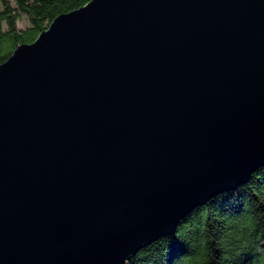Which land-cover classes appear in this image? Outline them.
Returning <instances> with one entry per match:
<instances>
[{"label":"water","instance_id":"water-1","mask_svg":"<svg viewBox=\"0 0 264 264\" xmlns=\"http://www.w3.org/2000/svg\"><path fill=\"white\" fill-rule=\"evenodd\" d=\"M264 168V0H92L0 66V264H128Z\"/></svg>","mask_w":264,"mask_h":264},{"label":"trees","instance_id":"trees-1","mask_svg":"<svg viewBox=\"0 0 264 264\" xmlns=\"http://www.w3.org/2000/svg\"><path fill=\"white\" fill-rule=\"evenodd\" d=\"M91 1L0 0V66L57 17ZM128 264H264V168L247 185L194 210L175 235L144 248Z\"/></svg>","mask_w":264,"mask_h":264},{"label":"rangeland","instance_id":"rangeland-1","mask_svg":"<svg viewBox=\"0 0 264 264\" xmlns=\"http://www.w3.org/2000/svg\"><path fill=\"white\" fill-rule=\"evenodd\" d=\"M21 26H23V24H21Z\"/></svg>","mask_w":264,"mask_h":264}]
</instances>
